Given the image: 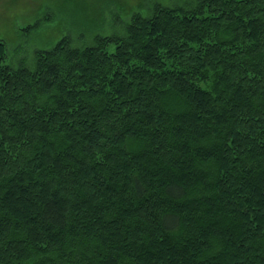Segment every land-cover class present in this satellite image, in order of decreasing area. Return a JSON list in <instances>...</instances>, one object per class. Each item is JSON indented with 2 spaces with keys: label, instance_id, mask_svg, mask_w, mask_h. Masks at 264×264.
Instances as JSON below:
<instances>
[{
  "label": "trees",
  "instance_id": "1",
  "mask_svg": "<svg viewBox=\"0 0 264 264\" xmlns=\"http://www.w3.org/2000/svg\"><path fill=\"white\" fill-rule=\"evenodd\" d=\"M97 20L0 41V264H264V0Z\"/></svg>",
  "mask_w": 264,
  "mask_h": 264
},
{
  "label": "rangeland",
  "instance_id": "2",
  "mask_svg": "<svg viewBox=\"0 0 264 264\" xmlns=\"http://www.w3.org/2000/svg\"><path fill=\"white\" fill-rule=\"evenodd\" d=\"M186 5L192 0H0V41H5L6 61L13 66L33 65L34 52L51 48L62 38L73 45L90 42L93 23L103 24V34H122L135 11L155 2ZM33 32L24 34V29Z\"/></svg>",
  "mask_w": 264,
  "mask_h": 264
}]
</instances>
